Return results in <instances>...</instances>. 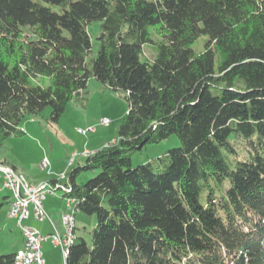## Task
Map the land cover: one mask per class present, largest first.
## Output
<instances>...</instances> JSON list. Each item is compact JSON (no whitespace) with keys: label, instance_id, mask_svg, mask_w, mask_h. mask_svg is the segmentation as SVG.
I'll use <instances>...</instances> for the list:
<instances>
[{"label":"trees","instance_id":"1","mask_svg":"<svg viewBox=\"0 0 264 264\" xmlns=\"http://www.w3.org/2000/svg\"><path fill=\"white\" fill-rule=\"evenodd\" d=\"M91 78L129 110L112 143L48 182L75 200V221L97 218L65 264H264V0H0V146L27 116L50 109L57 124ZM172 135L165 159L132 165Z\"/></svg>","mask_w":264,"mask_h":264},{"label":"rangeland","instance_id":"2","mask_svg":"<svg viewBox=\"0 0 264 264\" xmlns=\"http://www.w3.org/2000/svg\"><path fill=\"white\" fill-rule=\"evenodd\" d=\"M101 25L102 23L97 21L88 26V33L92 43L91 53L88 56L89 61L96 58L100 50L98 37L101 34ZM154 40L159 42L160 38L155 36ZM205 40L206 37L202 36L196 42L193 47L196 53L204 50ZM156 53V45L146 44L144 46L143 60H153L156 57ZM32 83L43 87H48L50 84L46 77L33 79ZM82 98L86 100L83 101ZM128 110L129 103L125 99L124 92L113 91L91 78L88 81L86 92L80 98L72 100L67 105L57 124H52L49 120L50 109L45 110L41 116L25 117L20 124V128L25 131V135L22 137H11L0 146V162H9L14 165L19 172L13 171L25 178L27 183L30 180L37 184L39 180L50 177L49 171L52 169L56 170L54 172L59 177V175L64 173L66 163L68 165L69 162L74 164L76 160L74 164L76 166L78 163L83 164L85 162V158L82 155H78L73 162L72 155L74 153L82 154L85 150L94 152L112 143L113 139L117 138L119 125ZM103 119L111 121L108 126L101 124ZM90 127H94L97 130L96 133L83 135V130H77ZM180 146L181 141L176 135H172L159 143L148 144L141 151L133 152L131 155L132 165L138 166L149 162H158L160 159L166 158L169 150ZM46 159L50 162V168L45 170L42 167V162ZM70 165L69 169L72 167ZM96 174L83 172L79 177V182H86L96 176ZM1 184L2 177L0 176ZM42 184L32 186L39 187ZM0 194L8 195L9 191L3 190ZM50 196L53 195H47V197ZM65 218L63 226H65ZM75 223V226H77L76 237L82 236L89 239V232L96 227L97 218L96 216L89 217L78 214V219ZM64 233L59 234L64 235ZM21 240L22 232L20 226L16 220L10 218L9 207L5 206L0 209V258L15 251L19 253L23 249L19 244ZM61 251H51L54 258L51 264H65V254L61 253Z\"/></svg>","mask_w":264,"mask_h":264},{"label":"built area","instance_id":"3","mask_svg":"<svg viewBox=\"0 0 264 264\" xmlns=\"http://www.w3.org/2000/svg\"><path fill=\"white\" fill-rule=\"evenodd\" d=\"M110 122L111 121L108 119H103L101 124L103 126H108ZM77 130L91 133H96L97 131L94 127ZM85 154H90V152L85 150L82 155ZM78 155L80 154L74 153L72 155L73 161ZM42 166H50L49 160L46 159L43 161ZM0 173L4 178L3 188L11 191L13 195L12 201H14V210L10 218L18 222L24 237L23 245H25V260L20 261V264H45L42 250L43 242L50 240L57 247V245H64L65 241H69L70 225L65 224L67 227L66 238H58L55 225L47 215L43 206V202L47 198V195H55L56 193L48 183L40 185V190H30L29 184L20 181L16 176H9L1 166ZM58 180L65 181L66 172L59 175ZM74 204V199L66 200V205ZM30 218H33L35 221H44L45 219H48L54 227V233L49 236H44L36 228L26 225L25 221ZM15 260H17L16 255Z\"/></svg>","mask_w":264,"mask_h":264},{"label":"crops","instance_id":"4","mask_svg":"<svg viewBox=\"0 0 264 264\" xmlns=\"http://www.w3.org/2000/svg\"><path fill=\"white\" fill-rule=\"evenodd\" d=\"M113 140H115V138ZM83 158H85V157H83ZM75 162H74V164H75ZM70 164H71V162H69V165ZM74 164L72 163L70 166H72ZM69 165L67 163L65 164V166H64L65 171L64 172H67L69 170ZM54 171H56V170L55 169L50 170L49 171L50 177L45 178L43 180H39L37 182V184H41V183L46 184L50 180L57 178L58 174H56ZM28 181L31 185H37L36 183H34L30 180H28ZM1 191H3L2 188H0V192ZM8 195L11 196L10 192ZM43 205H44V208H45L47 215L49 216V218L51 219V221L55 225L56 233L57 234L64 233L63 220L66 217V215L69 213V210H68V207L66 205V200L63 198V195L60 194V192H58L57 194H55L53 196L47 197L45 199V201L43 202ZM77 219H78V216L76 217V220ZM25 224L30 226V227L36 228L44 236H49V235L54 233V227L52 226L51 222L48 219H45L44 221H35L33 218H30L29 220L25 221ZM76 228H77V226H76ZM23 240L24 239H23V235H22V240H21V242H19L20 246H22V247L24 246ZM42 250H43V257L45 259V264H51L52 261H54V258L52 256L51 251H53V250H58V252L61 251V249L59 247H56L50 240H48L42 244ZM14 253H17V251H15ZM61 253H62V251H61ZM62 256H63V254H62Z\"/></svg>","mask_w":264,"mask_h":264},{"label":"bare ground","instance_id":"5","mask_svg":"<svg viewBox=\"0 0 264 264\" xmlns=\"http://www.w3.org/2000/svg\"><path fill=\"white\" fill-rule=\"evenodd\" d=\"M88 133H91V132H83L82 131L83 135H86ZM88 155H90V154H85L84 156H88ZM42 167L45 170L49 168V166H42ZM4 169H5V172L9 174V176H16L20 181L27 183L25 178H23L21 175H18L12 169H9V168H4ZM0 176L2 177V184H1L0 188H2L3 190H7V189L3 188L4 178H3V175L1 173H0ZM27 184H29V183H27ZM29 189L30 190H40V186L39 187H37V186L34 187V186L29 184ZM9 192H10V195H11V200H10L11 203H10V206H9V216L11 217V215L13 213V210H14V201H12V198H13L12 192L11 191H9ZM67 200H69V199H67ZM73 206L74 205H67L68 210L70 211V213L66 215V218H65V221H64V225L65 224H69L70 225L69 241H65L64 245H57V247H59L65 255L68 253L69 248L72 246V244H74V242L77 240L76 235H75V227L76 226H75V217H73V216H75L74 215ZM64 228H65L64 235L57 234L58 238H66V236H67V227L64 226ZM23 239H24V237H23ZM23 244H24V240H23ZM16 259L17 260H15V264H20V261H24L25 260V245L23 246V249L19 253H17Z\"/></svg>","mask_w":264,"mask_h":264}]
</instances>
